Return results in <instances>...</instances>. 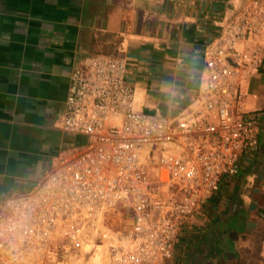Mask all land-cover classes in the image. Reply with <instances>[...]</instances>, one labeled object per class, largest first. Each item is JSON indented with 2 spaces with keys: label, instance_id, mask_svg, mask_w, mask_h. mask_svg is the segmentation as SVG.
Segmentation results:
<instances>
[{
  "label": "built area",
  "instance_id": "1",
  "mask_svg": "<svg viewBox=\"0 0 264 264\" xmlns=\"http://www.w3.org/2000/svg\"><path fill=\"white\" fill-rule=\"evenodd\" d=\"M257 24L246 10L206 46L200 104L173 117L133 108L124 57H85L69 74L61 129L88 143L61 151L36 186L2 201L0 264H71L98 246L94 264H165L181 226L259 149L241 72L258 71L260 58L239 46ZM123 210L125 231L109 239Z\"/></svg>",
  "mask_w": 264,
  "mask_h": 264
},
{
  "label": "crops",
  "instance_id": "2",
  "mask_svg": "<svg viewBox=\"0 0 264 264\" xmlns=\"http://www.w3.org/2000/svg\"><path fill=\"white\" fill-rule=\"evenodd\" d=\"M246 10L258 30L239 46L260 65L241 72V107L261 121L259 149L181 226L165 264H264V0H0V205L88 143L61 129L85 57H124L133 108L173 117L199 106L205 48Z\"/></svg>",
  "mask_w": 264,
  "mask_h": 264
},
{
  "label": "rangeland",
  "instance_id": "3",
  "mask_svg": "<svg viewBox=\"0 0 264 264\" xmlns=\"http://www.w3.org/2000/svg\"><path fill=\"white\" fill-rule=\"evenodd\" d=\"M126 212L123 210L122 214L115 215L111 220H109L112 224H110V229H109V239L112 238L113 236H119L117 235V232H124L125 227H126V221L127 219L125 218ZM124 237V235H122ZM96 247V246H95ZM101 247L98 246L95 252H87L84 256V258L81 257H76L75 259L72 260L71 264H94L95 262H98L100 259V254L102 250L100 249Z\"/></svg>",
  "mask_w": 264,
  "mask_h": 264
}]
</instances>
